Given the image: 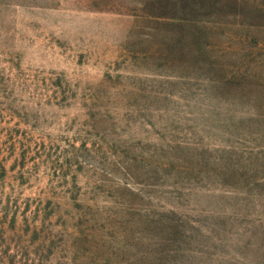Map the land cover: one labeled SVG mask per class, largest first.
Masks as SVG:
<instances>
[{
    "label": "rangeland",
    "instance_id": "obj_1",
    "mask_svg": "<svg viewBox=\"0 0 264 264\" xmlns=\"http://www.w3.org/2000/svg\"><path fill=\"white\" fill-rule=\"evenodd\" d=\"M0 264H264V0H0Z\"/></svg>",
    "mask_w": 264,
    "mask_h": 264
}]
</instances>
